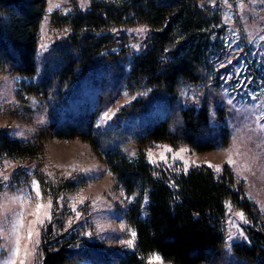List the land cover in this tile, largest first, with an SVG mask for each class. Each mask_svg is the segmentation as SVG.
<instances>
[{"label":"trees","instance_id":"trees-1","mask_svg":"<svg viewBox=\"0 0 264 264\" xmlns=\"http://www.w3.org/2000/svg\"><path fill=\"white\" fill-rule=\"evenodd\" d=\"M46 8L47 0H0V72L28 78L18 94L54 102L55 135L87 141L105 162L129 198L124 216L135 232V245L118 251L90 239L89 220H76L68 206H59V198L76 192L86 179L48 178L37 167L34 174L52 201L37 264H147L153 253L172 264H218L228 202L241 209L248 222L247 240L232 245V260L264 264V214L227 165L219 171L207 165L185 171L152 164L143 150L150 141L185 142L199 151L227 142V127H212L207 99L199 106L178 102L185 83L214 88V58L226 26L218 1L91 0L86 9ZM46 15L50 27L61 34L39 55ZM135 24L148 28L138 52L126 45L123 31ZM126 89L138 91V97L116 112L112 130L102 131L95 125L98 112ZM111 134L134 140L133 154L114 144ZM44 151L42 136L24 140L0 129V161L40 163Z\"/></svg>","mask_w":264,"mask_h":264},{"label":"rangeland","instance_id":"rangeland-1","mask_svg":"<svg viewBox=\"0 0 264 264\" xmlns=\"http://www.w3.org/2000/svg\"><path fill=\"white\" fill-rule=\"evenodd\" d=\"M211 1L213 5L218 1L226 25L221 37V51L214 58L215 73L211 80L214 88L205 90L201 84L185 83L179 88L178 102L184 107L199 106L207 99L212 127L217 131L224 125L229 138L207 151L196 150L185 142L173 145L167 141L147 142L143 150L150 163H162L176 169L207 165L219 171L227 165L238 183H242L244 194L264 214V0ZM90 2L47 0L46 10L68 12L75 6L86 9ZM123 31L126 45L138 52L148 36V28L144 24H135L124 27ZM60 34V30L50 27L46 15L40 30L39 55H43ZM22 82L28 83L29 79L17 73L0 72V129L24 140L42 136L45 151L40 163L9 158L0 161V264L8 262L9 257L15 264H20L21 260L24 264H37L41 231L51 218L52 210V201L43 194L34 174L37 167L48 178H85V185L76 192L59 198L60 208L66 205L76 220H89L90 228L86 234L90 239L109 249H132L134 231L124 216L129 198L90 143L78 137L62 139L55 135L53 125L58 108L53 101L18 94ZM82 91L88 94L85 89ZM138 95V91L123 90L114 102L100 109L95 125L102 131L112 130L116 112ZM90 100L96 102V97L92 96ZM112 134L111 138L116 139L114 144L133 154L137 147L134 140ZM229 158L232 163L227 162ZM37 205L41 207L37 209ZM238 213L243 211L230 202L226 204L225 245L218 264H238L232 260L231 248L235 242L247 240L245 227L248 224L245 214L241 220ZM30 229L33 233L31 241L28 238ZM37 239L38 245L35 244ZM129 240L134 241L131 247L126 243ZM14 246L19 248L15 255L10 251ZM75 264L90 263L82 260ZM160 264L172 263L162 258Z\"/></svg>","mask_w":264,"mask_h":264},{"label":"snow or ice","instance_id":"snow-or-ice-1","mask_svg":"<svg viewBox=\"0 0 264 264\" xmlns=\"http://www.w3.org/2000/svg\"><path fill=\"white\" fill-rule=\"evenodd\" d=\"M84 2L86 3L87 0H84ZM227 162L228 163H232L231 158H229V160ZM4 179L7 180L8 178L7 177H4ZM33 183L35 184V182H33ZM34 190H36V189H34ZM37 195H39L38 190H37ZM40 207H41V205H37V209H39ZM238 215H239V217H240L241 220L244 219L243 213H238ZM41 223H43V222L41 221ZM32 235H33V233H32V231L30 229L29 232H28L29 241H31ZM36 235L38 236L39 234L37 233ZM132 236H133V238L135 237V232H132ZM133 242H134L133 240H129L126 243L128 244V246L131 247V246H133ZM35 244L36 245L39 244V240L38 239L36 240ZM17 245H18V241H17ZM10 251H11V253L13 255H15L19 251V248H18V246H14L12 249H10ZM28 254H30V253H28ZM161 261H162V257L159 256V254L153 253V254H150V256L148 258L147 264H154V262H155V264H160ZM5 264H15V261L12 260L11 257H9V261L8 262H5ZM20 264H24V261L21 260L20 261Z\"/></svg>","mask_w":264,"mask_h":264}]
</instances>
